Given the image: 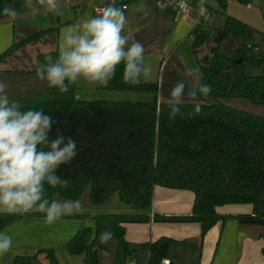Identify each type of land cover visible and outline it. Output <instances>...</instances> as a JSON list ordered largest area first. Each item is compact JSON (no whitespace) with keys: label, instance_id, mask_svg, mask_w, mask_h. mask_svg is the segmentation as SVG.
<instances>
[{"label":"trees","instance_id":"16d2710c","mask_svg":"<svg viewBox=\"0 0 264 264\" xmlns=\"http://www.w3.org/2000/svg\"><path fill=\"white\" fill-rule=\"evenodd\" d=\"M216 1L222 9L226 7L227 0ZM10 5L21 10L25 0H0V19L5 17L3 9ZM204 17L192 30V49L201 70L200 81L212 90L207 97H200L202 107L196 115L192 114L193 105L185 103L170 117L168 93L179 80L171 85L164 80L160 84L128 83L123 78V64L117 67L109 84L99 89L152 94V100H79L75 97L76 84L66 93L48 87L46 81L37 78L36 68L46 55H57V50L38 55L32 70H0V81L7 84L10 100L18 101L23 110L42 109L51 115L56 121L52 138L59 131L77 142V156L56 173L68 180L67 186L45 185L47 197L59 194L77 200L90 186L94 206L118 193L121 202L138 210L131 214H96L95 234L89 227H82L73 235L69 250L84 255L85 264H98L99 252L106 249L101 241L105 232L122 243L127 255L147 250L148 264H160L171 239L133 245L126 240L124 227L125 223L151 220L147 211L152 207L156 185L191 191L194 203L190 215L155 214V222H198L204 237L226 219L218 213V207L249 205L251 211L235 216L237 221L264 225V116L222 101L240 98L264 106V50L250 43L253 30L243 21L225 15L223 27L216 28L204 25ZM50 30H39L14 42L0 55V62L25 45L41 40ZM204 47L209 52L199 57ZM248 67L256 72L248 71ZM185 83L187 91L192 85ZM23 216L0 214V231ZM38 253L48 264H59L52 249ZM37 255H18L12 264H31Z\"/></svg>","mask_w":264,"mask_h":264},{"label":"clouds","instance_id":"9594fccd","mask_svg":"<svg viewBox=\"0 0 264 264\" xmlns=\"http://www.w3.org/2000/svg\"><path fill=\"white\" fill-rule=\"evenodd\" d=\"M60 0H25V7L34 14L42 9L56 12ZM139 10L146 5L139 4ZM3 14L14 20L15 8L5 7ZM128 19L125 9L109 2L94 16L86 17L65 29L58 40L57 55H46L38 63L36 76L48 87L66 93L72 85L84 81L91 86H107L115 77L117 67L123 64V78L128 83H139L141 76L150 74L151 65L145 63L144 46L126 31ZM193 86L186 91V83L177 81L168 93V105L174 117L179 105L191 103L193 115L199 114L200 97H207L211 86L192 75ZM7 84L0 81V214L40 212L45 222L53 224L61 217L83 211L79 199H49L45 185L66 187L57 171L77 156V142L59 131L51 137L56 121L42 109L23 110L20 103L10 100ZM111 233L101 234L106 242ZM12 247V237L0 232V255Z\"/></svg>","mask_w":264,"mask_h":264},{"label":"crops","instance_id":"0c3cea01","mask_svg":"<svg viewBox=\"0 0 264 264\" xmlns=\"http://www.w3.org/2000/svg\"><path fill=\"white\" fill-rule=\"evenodd\" d=\"M76 1L77 0H60L61 6L56 12L42 9L39 13L50 14L70 11V15L65 16L63 20H61L59 14H57V19H51V22H49L45 28H42V26L32 18V20H26V18L36 15L30 10L18 14L14 20H10L6 16L0 19V55L14 42L22 40L28 34L39 30L51 29L41 40L25 45L15 54L0 62V70L25 71L34 69L36 66L32 69H28V66H34L38 55L45 53L42 51L43 45L52 46L50 52L58 51V40L60 34L65 29L75 25L83 18L97 15L98 13L94 11V8L107 4V0H91L83 2L77 7L72 6L71 4ZM189 2L196 9H201L195 0H189ZM141 3L146 5L143 10H139L137 7ZM249 4L250 7H252L250 2ZM114 5L120 7L119 4ZM170 7L171 6L168 5L158 4L157 0H135L130 2L128 9L125 10V15L128 19L126 31H130L134 39L144 46L145 63L151 65L150 74L141 76L140 82H158L160 84L161 81L164 80L171 85L174 81L181 79L193 86L190 75L186 73V70H184L182 66L176 63L173 53L174 48L172 49L169 35L167 34L168 30L174 31L175 29V26L170 22L171 13L168 14L167 8ZM204 9L206 13L211 11V8L208 6L202 8V11H204ZM173 17L172 20L174 22L176 12L173 14ZM182 19L192 26H194V23L198 20L195 15L190 18ZM178 60H181V62L183 61V59L180 58ZM192 75L197 76V78L201 80V70L199 73L195 72ZM84 89L89 91V93H85L82 97L76 95L77 92ZM119 93L123 92L101 90L98 86H91L84 81H80L76 84L75 97L79 100L126 101L112 99L118 98L120 95ZM91 95L100 97L97 99H88L90 98L88 96ZM148 95H150L151 99L147 101L152 100L153 95ZM107 97L111 99H106ZM193 203L194 194L191 191L169 189L158 185L154 186L152 207L147 211L151 220L147 223H125L126 240L135 245L139 243L155 242L161 238H170L171 241L168 244L165 258L169 259L171 264H264V225L243 224L238 222L235 218V216L242 212H250L251 206L249 205H235L234 207H236V209L233 211L223 210L230 209L225 208L226 205L218 207V213L226 216V219L219 221L204 237L202 236L201 224L198 222L157 223L153 220L155 214L166 217L190 215L192 213ZM98 207L100 206H95V209H98ZM134 211V213H136L138 210ZM36 217H40V221L45 220L44 214L36 215ZM67 217L69 216L61 217L57 221L61 222L67 219ZM26 218L28 219V217ZM19 219L23 218L21 217ZM14 223L15 224H12L13 226H15L18 221L16 220ZM6 227L0 232H5L7 234L8 232L5 230ZM142 251L147 253L145 264H148L150 254L147 250H141V252ZM139 253L140 251L133 253L131 256L137 257ZM135 260L137 259L135 258ZM41 263L48 264L46 260H41Z\"/></svg>","mask_w":264,"mask_h":264},{"label":"rangeland","instance_id":"374dc122","mask_svg":"<svg viewBox=\"0 0 264 264\" xmlns=\"http://www.w3.org/2000/svg\"><path fill=\"white\" fill-rule=\"evenodd\" d=\"M250 3L252 4V7H248L245 3L241 2L240 0H227L226 7L222 9L221 5L216 0H207V6L211 8V13L209 15H206V11L204 9L203 14L205 15V17L203 19V24L209 27L221 28L223 27L225 22V15L235 17L248 24L253 30V35L250 40V43L260 46L264 50V46L262 45V40H264V0H250ZM8 7L14 8L11 5ZM167 9L169 12L168 14L171 13L170 22H172L171 24L175 26L174 31H167L171 47L172 49L174 48L173 53L175 61L180 66H182L184 70H187L188 68H193L196 69V72L199 73L200 67L197 63L196 54L193 52L192 49L193 26L190 23L184 22L181 17L173 22L172 19L174 18L173 14L175 13V11L173 7ZM26 11L29 10L24 7L21 10H17V13L21 14ZM57 14H59L61 20H63L65 16L70 15V11H62L59 13L50 14L39 13L29 18H26V20L34 19L37 21V23L42 26V28H45L46 25L51 22V19H57ZM196 18L198 19L199 16L197 15ZM200 19L201 18H199V20ZM51 47L52 46L43 45L42 51L45 53L50 52ZM208 52L209 49L207 47H204L202 49V52L198 56L201 57L207 54ZM179 58L183 59V61L181 62V60H178ZM35 66L36 64H34V66H28V69H32ZM248 71H251L253 73L256 72L251 67H248ZM85 93H89V91H86V89H84L80 92H77L76 95L82 97V95H84ZM119 94L120 95L118 98L112 99L126 101H147L151 99L150 95L146 93L123 92ZM88 97H90L88 99H97L100 96L91 95ZM159 98H161V95H159ZM106 99L111 98L107 97ZM222 101L223 103L233 108L241 109L255 115L264 116V106L256 105L246 99L227 98ZM90 190L91 187L88 186L79 199L82 203L83 211L81 213L71 215L61 222L56 221L53 224H48L45 222V220L40 221V217H36V215H42L43 213L30 212L22 214L24 215L22 217L23 219H18V223H16L15 226L12 225L15 224V221L8 224L5 230L8 232L7 234L12 237V247L7 253L0 255V264H12L16 255L18 256V254H25L28 256H35L38 254L37 256L39 262H41V260H44L43 254L38 253L41 249H52L59 264H85L84 255L74 254L71 253V251L69 250L68 242L73 237V235H75L82 227H89L92 233L95 234L97 229V221L94 215L96 214H101L105 212H122L130 214L134 213V210H137L133 205H127L121 202L118 193H114L113 195H111L104 204L100 205L98 209H95V206L91 202ZM52 199L65 200L68 198L62 197L59 194H55L53 195ZM234 206L235 205H226L225 208L230 209L223 210L233 211L234 209H236V207ZM26 217H28V219ZM31 217L37 219H32ZM102 243L106 246V249L101 250L99 252L98 264L146 263L145 257L147 253L145 251H140L137 257L131 256L132 254L127 255L124 251L122 243L112 236L106 242ZM135 258L137 260H135Z\"/></svg>","mask_w":264,"mask_h":264},{"label":"built area","instance_id":"2783aa9c","mask_svg":"<svg viewBox=\"0 0 264 264\" xmlns=\"http://www.w3.org/2000/svg\"><path fill=\"white\" fill-rule=\"evenodd\" d=\"M87 1H91V0H77L76 2L72 3L71 5L74 7H77L78 5H80L83 2H87ZM135 1V0H107V3L111 2L113 4H119L121 8H124L125 10L128 9L129 3ZM199 7L201 9H196L195 7H193L189 0H157L158 4H164V5H168L173 7V9L176 12V17L175 20L178 19V17L180 18H190L193 15L195 16H199V18H201L204 14L202 11V8H206L207 7V0H195ZM248 7H250V4L247 3L246 4ZM104 6H97L94 8V11L96 13H100ZM199 18L198 20L194 23L193 28L198 24L199 22ZM193 38V36H192ZM249 47H251V45H249ZM255 51H259L260 48L259 47H254ZM160 264H171V261L169 259L163 258L160 262Z\"/></svg>","mask_w":264,"mask_h":264},{"label":"water","instance_id":"95a60500","mask_svg":"<svg viewBox=\"0 0 264 264\" xmlns=\"http://www.w3.org/2000/svg\"><path fill=\"white\" fill-rule=\"evenodd\" d=\"M39 263V260L38 259H33L32 261H31V264H38Z\"/></svg>","mask_w":264,"mask_h":264}]
</instances>
